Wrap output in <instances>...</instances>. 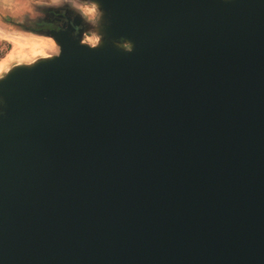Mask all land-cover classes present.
Here are the masks:
<instances>
[{
  "label": "water",
  "instance_id": "95a60500",
  "mask_svg": "<svg viewBox=\"0 0 264 264\" xmlns=\"http://www.w3.org/2000/svg\"><path fill=\"white\" fill-rule=\"evenodd\" d=\"M99 7L0 79V264H264V0Z\"/></svg>",
  "mask_w": 264,
  "mask_h": 264
},
{
  "label": "rangeland",
  "instance_id": "374dc122",
  "mask_svg": "<svg viewBox=\"0 0 264 264\" xmlns=\"http://www.w3.org/2000/svg\"><path fill=\"white\" fill-rule=\"evenodd\" d=\"M99 2L82 0H0V79L17 67H30L35 63L57 56L60 47L51 36L28 31L42 9L69 7L77 11L88 28L81 39L83 44L97 48L107 39L105 12ZM51 39L55 45L51 46ZM128 50L130 45L120 41Z\"/></svg>",
  "mask_w": 264,
  "mask_h": 264
},
{
  "label": "flooded vegetation",
  "instance_id": "af4514ba",
  "mask_svg": "<svg viewBox=\"0 0 264 264\" xmlns=\"http://www.w3.org/2000/svg\"><path fill=\"white\" fill-rule=\"evenodd\" d=\"M88 2H99L101 0H82ZM86 21L80 19L77 15V11L63 6L60 8H47L40 11V15L31 22V26L27 28L28 31L38 32L47 36H51L55 33H66L68 37L77 39L81 42L82 37L85 34V30L88 28ZM2 100L0 99V106Z\"/></svg>",
  "mask_w": 264,
  "mask_h": 264
},
{
  "label": "bare ground",
  "instance_id": "6f19581e",
  "mask_svg": "<svg viewBox=\"0 0 264 264\" xmlns=\"http://www.w3.org/2000/svg\"><path fill=\"white\" fill-rule=\"evenodd\" d=\"M47 42L50 43L51 46L55 45V43L51 39H49V41H47ZM81 45L85 46V44H83V43H81Z\"/></svg>",
  "mask_w": 264,
  "mask_h": 264
},
{
  "label": "built area",
  "instance_id": "2783aa9c",
  "mask_svg": "<svg viewBox=\"0 0 264 264\" xmlns=\"http://www.w3.org/2000/svg\"><path fill=\"white\" fill-rule=\"evenodd\" d=\"M0 53H1V50H0Z\"/></svg>",
  "mask_w": 264,
  "mask_h": 264
}]
</instances>
